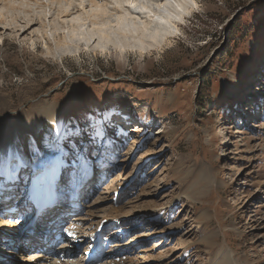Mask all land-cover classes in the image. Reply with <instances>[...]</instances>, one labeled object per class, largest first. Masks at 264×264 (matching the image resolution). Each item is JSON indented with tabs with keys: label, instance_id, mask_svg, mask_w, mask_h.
<instances>
[{
	"label": "rangeland",
	"instance_id": "1",
	"mask_svg": "<svg viewBox=\"0 0 264 264\" xmlns=\"http://www.w3.org/2000/svg\"><path fill=\"white\" fill-rule=\"evenodd\" d=\"M90 1L0 0V165L12 145L20 161L15 191L0 174V264L55 257L69 231L80 243L63 255L76 264H222L225 249L235 264H264V0H174L177 13V3L191 11L143 51L89 39V23L71 40L56 16L84 17ZM99 1L107 15L120 10ZM39 117L57 120L56 197L38 231L55 218L62 227L40 240L28 224L21 243L3 223L24 224L35 209L21 200Z\"/></svg>",
	"mask_w": 264,
	"mask_h": 264
},
{
	"label": "bare ground",
	"instance_id": "2",
	"mask_svg": "<svg viewBox=\"0 0 264 264\" xmlns=\"http://www.w3.org/2000/svg\"><path fill=\"white\" fill-rule=\"evenodd\" d=\"M113 1L115 5L117 6V8L120 9L116 14L114 13V14L107 15L108 9H105L104 3L102 4L101 1L99 0H91L90 4L92 5L91 6L92 12L88 10L89 12L86 13L84 17L80 16L81 13L79 14V16L78 15L72 16L73 13L71 14L70 13L71 11L64 9V10L59 11L56 18L63 21L64 26H66L67 28V32L69 34L68 36L71 38V40H73L76 43L77 42L79 43L80 40L86 36L85 32L83 31V26H84L83 24L87 25V23H89V27L90 26L92 27L88 29L90 32V34L88 35L89 39L94 34H97L99 39H101V41L103 42V45L104 43L111 44V45H114L115 47H121V49H125V47H135V48L137 47L138 50L140 49V51H143L144 49L147 48L146 47L147 45H145L147 44L146 41H149L148 46L150 48L160 46L161 42H163V39H164L163 34L165 33H163V31L166 29H170L169 27L171 26L173 29L175 28L178 29V25H179L178 23H180L178 21L181 18H183L182 17L183 14L189 13L191 11L192 6L196 5L195 0H187L192 4V6L190 7H188L189 5L185 7L182 3H177V4L175 3L176 7H178L177 8L178 13H177L175 10H173L174 2H175L174 0H157L155 4L153 5V7L151 6L152 3L148 4L147 0H143L145 2H142V1L141 2L145 3L146 7L145 6L144 7H145V10L147 11L142 10L143 12L141 13V12H137L135 10L136 8H134L138 0H113ZM84 7L86 6L83 5L80 8L85 10ZM103 10L105 13L103 12L104 14L102 15L100 11H103ZM48 17L49 16L46 12L44 16L39 19L41 22L42 28L45 31H47V28L49 27L48 23L50 20H48ZM34 20L35 18L24 21V23L21 25L22 29H25V30L31 29L32 28L31 25L32 24L34 25L35 23ZM0 25L3 28L4 26L5 27L7 26L5 25V23L4 24L1 23ZM40 31L41 30H37L35 34L33 33V36L31 38L35 37L36 34H37V37L38 35L41 34V37L46 42L45 47H47V49H50L49 44L46 41L44 34L40 33ZM65 35L66 34H64L63 37L67 44L68 40L65 38L66 37ZM119 37H121V39ZM117 38L120 40L127 39L129 43L127 44L124 43L123 45L121 44L123 41H118ZM130 39H133L135 41L137 40L138 42L137 45H133L134 42H132L133 40L131 41ZM33 41H34L33 44L36 43L34 39ZM56 120L57 119H52V121H45L44 123L40 125V117L37 118V120L34 121V125H33L34 126L33 131H35V134H36L37 145H35V143L32 142L31 137H29V140L26 145L31 149L28 161L33 165V169H34L33 176H35V179L33 180L30 197L27 199V201H26V198L22 199L21 201L24 206H28V203H29L31 204V206H34L35 209L33 213L29 215L28 220L24 224L23 223L18 224L13 221L12 222L8 221L6 223H3L5 225L4 227L6 228L8 227L18 228V230L14 234L17 237L18 242H21L23 240L24 237H21L20 235L28 224H29L28 231L33 232L34 230L37 233L38 238L40 240L41 239L46 240V237L52 234L56 226H60L59 229H57V231L60 230V228L62 227L61 226L62 220L55 218V220H57L55 226L53 225L55 220L53 219L48 220V222L45 223V225L41 226V229L38 231V228H39L38 226L40 225L41 220H39L38 218L36 220H33L34 214L36 213L40 205H45L49 209L51 208L54 202V199L56 197L55 191L51 187V183H50V178H51L50 169L52 168V163L49 160L55 152V141L53 140V133L55 131L54 128L56 126ZM38 146H41V148L43 149V152L40 151V148ZM18 155H19L18 147L12 145V149L9 151V155L1 158L0 166L2 167L0 169L1 171L0 174L2 177H4V181H5L4 185L6 186L5 189L8 191L11 190L12 192L16 190L14 188L16 187L15 183L19 179V176L17 174L18 165L20 163ZM42 158H45V160L42 161ZM48 209H46V211ZM35 222H36V225H35ZM35 226L36 228L33 229V227ZM4 233L6 234L7 232L4 231ZM66 234L76 235V233L70 232V231L69 233H66ZM74 235H72L73 238L70 237L69 239L70 241L68 240L69 242L67 244H65L60 249H58L60 252L58 253V255L55 256L57 257L56 259L55 257H48V256H45L44 254L41 255L39 253H35L34 255L27 257V259L25 260L26 264H57V263H63V262L67 264H76V260L65 261V257L63 255L65 254L66 256L68 252L70 254L72 253V251L68 249L71 243L75 244V246H78V243H80V240L78 239L79 235L77 236L78 237L77 239L74 237ZM55 237L59 238V235H56ZM21 243H24V242H21ZM19 246L21 248L23 247V244ZM62 248L64 250H62ZM92 251H94V249ZM223 255L224 256L221 258L222 264H235L236 263L234 258L233 259L231 258L232 255L230 251H227L225 249V253ZM91 256H94V255H91Z\"/></svg>",
	"mask_w": 264,
	"mask_h": 264
}]
</instances>
